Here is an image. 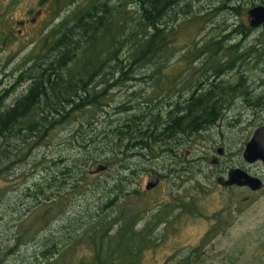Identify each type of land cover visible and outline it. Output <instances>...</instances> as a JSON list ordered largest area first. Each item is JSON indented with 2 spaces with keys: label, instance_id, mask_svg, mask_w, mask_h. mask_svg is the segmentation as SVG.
<instances>
[{
  "label": "rangeland",
  "instance_id": "obj_1",
  "mask_svg": "<svg viewBox=\"0 0 264 264\" xmlns=\"http://www.w3.org/2000/svg\"><path fill=\"white\" fill-rule=\"evenodd\" d=\"M223 3L241 4L242 14L222 6ZM74 4L56 15L47 0H0V95L4 97V105L11 104L26 91L31 82L26 69L33 66V59L39 53V39ZM126 4L136 15V4ZM251 4V0H180L164 17L165 21L170 20V26L173 25L174 38L162 52V57L156 58L155 62L134 64L130 56L132 48L127 45L120 54L123 58L121 65L113 60L110 67L103 68L102 71L105 73L107 70L108 73L103 74L105 78L96 88H104L105 81L113 82L121 75V69L126 70L123 76H127V79L118 81L107 90L109 105L104 106L103 111L95 109L94 117L98 116V123H93L95 129H85L89 135H96L98 140L93 147L89 146L92 153L107 156L111 164L105 163V157H101L102 161L89 160L84 164V177L80 176L77 168L73 172L77 174L73 176L59 174L61 164L52 161L57 154L67 156L71 165L76 156L81 158L85 154L83 147L76 142L82 139L83 134L77 135L76 139L72 137L77 124L71 118L53 129L47 147L34 148L27 161L9 167L5 178L0 177V264H43L45 260L40 252L45 239H48V246L53 241L60 242L58 245L61 246L67 243L73 247L71 250H67L69 246L62 247L63 256L57 264H89L93 260L92 246L84 239L76 242L89 224L85 222L82 225L81 222L90 221L91 213L103 215L106 211L101 217L109 221V218L122 214V209H136L133 211L136 230L149 224V239L141 246L140 258L134 264H184V261L187 264H264V188L252 190L218 185L216 176L213 178L214 174L210 173L215 170V165L209 158L216 146L224 144L230 154L222 158L221 166L241 163L240 150L259 122L255 119L258 113L264 119V105L250 104L247 96L239 90L225 108L223 116L210 127L194 133H179L168 141L170 143L162 146L163 150L155 145L154 155L148 149L138 153L136 148L128 149L127 155L119 153L118 157L125 159L129 169H123L113 153L102 149L112 136L109 121L115 123L134 112V108L128 107L130 104L139 103L152 110L160 106L164 115L171 107L166 104L167 101L183 100L189 94L188 75L192 80L197 76L204 77L191 69L203 62L208 54L194 59L185 57L192 44L202 46L212 38L223 39L226 44L239 42L241 48L238 51H246V58H238L235 68L227 70L223 77L234 80L236 72L243 68L246 83L252 91L249 96L262 91L264 24L248 28L246 10ZM39 8L41 12L31 20ZM174 15V20H171ZM222 56V61L228 60L227 54ZM232 56L238 57L237 54ZM158 61L162 66L157 64ZM31 70L32 73L36 71L34 68ZM212 78L213 75H210L209 80ZM203 81L205 84V79ZM6 88L9 89L7 93ZM87 115L88 112L85 113ZM0 141L4 147H10V144L18 142V138H13V141L1 138ZM166 146L171 149L165 150ZM114 150L118 151V147L114 146ZM205 153L208 157H200ZM43 154L47 159L45 168L32 159L41 158ZM98 162L105 163L107 168L89 173V169ZM251 166L253 170L258 169L255 164ZM152 170L162 175L155 187L145 189ZM122 174H128L126 187L131 192L135 189V194L120 198L106 210L105 189ZM35 181L45 186L46 196L41 195L38 204L32 198L23 196L27 185L32 186ZM246 196L250 198L245 200ZM44 197L49 199L44 200ZM51 200L54 203L49 205ZM178 200L191 208L184 211L175 207ZM29 208L30 211H27ZM45 208L51 209L47 224L40 216ZM122 219L124 221L125 217ZM119 221L118 226L123 224L122 220ZM13 224L17 226L13 227ZM22 228L28 230L25 238L22 237L21 246L2 259V252L14 243L10 238L17 236V230ZM35 231L38 233L33 238Z\"/></svg>",
  "mask_w": 264,
  "mask_h": 264
},
{
  "label": "trees",
  "instance_id": "obj_2",
  "mask_svg": "<svg viewBox=\"0 0 264 264\" xmlns=\"http://www.w3.org/2000/svg\"><path fill=\"white\" fill-rule=\"evenodd\" d=\"M47 1L50 2L56 15L69 5L75 4L39 39V53L33 59V66L26 69L27 77L31 80L26 91L7 105L2 103L4 97L0 95V139L13 141V138H18V142L10 144V147H4L3 142L0 141V177L3 178L8 173L7 169L13 164L27 161L32 156L34 148L47 147L53 129L71 118L77 124L71 133L72 137L76 139L77 135L83 134L82 139H77L76 142L78 146L83 147L85 154L81 158L76 156L72 165L68 163L67 156L57 154V158L52 161L54 164L58 162L61 164L59 174L63 177L73 176L77 174V172L73 174L77 168L80 170V176L84 177L82 169L84 164L89 160L102 161L101 157H105L103 160L105 163L111 164V159L107 156L92 153L89 146L93 147L98 140L96 135H89L88 130L85 129L86 127L95 129V124L98 123V116L94 117L95 109L103 111L104 106L109 105L107 90L118 81L127 79V76H123L126 70L121 69V75L113 82L105 81L104 88H96L108 73L107 70L105 73L102 70L110 67L113 60L121 65L123 58H120V54L127 45L132 48L130 56L134 64L155 62L156 58L162 57V52L168 48L174 38L171 28L173 25L170 26V20L165 21L164 17L180 0ZM127 2L136 4L138 7L135 10L136 15L128 9ZM251 3V5L264 3V0H251ZM222 6L231 7L237 13L243 12L241 4L223 3ZM177 12L178 10L175 11ZM175 16L171 17V20H174ZM248 28L252 27L248 26ZM239 48H241L239 42L226 44L220 38H212L202 46L196 47L192 44L184 54L185 57L194 59L204 53L208 54L203 62L192 66L191 69L204 77L197 76L192 80L188 75L187 82L191 86L189 94L183 100L167 101L166 104H170L171 107L164 115L160 106L152 110L145 109L139 103L130 104L128 107L134 108V112L122 120L118 119L115 123L113 120L109 121L112 125L110 128L112 136L102 149L113 153L121 162L120 166L123 169H129L125 159L122 156L118 157L119 153L127 155L128 149L136 148L138 150L135 151H139L138 153H141L142 149H148L154 155L155 145L159 146L161 151L163 145L170 143L168 141L179 133H194L210 127L223 116L225 108L239 90L247 96L250 104L264 105V89L256 95L249 96L250 89L243 68L236 72L237 77L234 80L223 77L227 70L235 68L238 58H246V51L239 52ZM223 54L228 55L227 61H222ZM231 54H237L238 57ZM157 64L162 66L159 61ZM32 68L36 69L34 73ZM210 75H213V78L209 80ZM8 91L9 89L6 88V93ZM135 92L136 90L133 91ZM86 112H88L87 117ZM114 146L118 147V151L114 150ZM168 149L170 150L171 147L166 146L165 150ZM32 159L37 160V163L45 168L44 162L47 159L44 154L41 158ZM30 174L33 175L32 172ZM127 179L128 174H122L105 189L107 201L104 209L107 210L120 198L135 194L133 193L135 189L131 192V189L126 187ZM41 195L46 196L45 186L38 181L33 182L32 186L27 185L23 192V196L32 198L37 204ZM46 199L49 198L44 197V200ZM0 200L2 201L1 198ZM53 203L51 200L48 204ZM135 210L122 209V214L109 218V221L101 217L107 211L103 215L91 213L90 221L81 222L82 225L85 222L89 224L83 230V235H78L76 242L84 239L92 246L93 260L89 264L138 262L141 246L147 241L150 231L149 224L140 230L134 228L136 220H133V211ZM27 211H30V208ZM50 212L51 209L45 208L40 215L45 219V224L49 222L47 216ZM156 216L160 217L159 214ZM119 220L123 221L120 226L117 225ZM27 230V228L17 230V236L13 235L10 238L14 243L7 251L2 252V259L13 254L21 246L22 237L25 238ZM38 231L34 232L33 238ZM43 243L44 247L40 252L45 260L43 264H57L63 256L62 247L69 246L67 243L61 246L58 245L60 242L53 241L48 246V239ZM69 247L67 250L73 249L72 246Z\"/></svg>",
  "mask_w": 264,
  "mask_h": 264
},
{
  "label": "water",
  "instance_id": "obj_3",
  "mask_svg": "<svg viewBox=\"0 0 264 264\" xmlns=\"http://www.w3.org/2000/svg\"><path fill=\"white\" fill-rule=\"evenodd\" d=\"M41 12L39 8L33 14L31 20H34L38 14ZM246 18L251 26H260L264 24V3H257L250 6L246 10ZM21 22V20H20ZM222 147H220L221 149ZM244 158L248 161H254L256 159H260L264 165V124H261L256 127L251 138L247 140L244 144ZM107 168V165L103 162H98L93 167L89 169L90 173H95L102 171ZM160 177L158 173L152 172L148 174L145 189H150L155 186ZM218 181L224 185H248L254 190H258L264 187V179L260 176L251 174L241 167H232L229 170L228 178L224 179V176L220 175L218 177Z\"/></svg>",
  "mask_w": 264,
  "mask_h": 264
},
{
  "label": "flooded vegetation",
  "instance_id": "obj_4",
  "mask_svg": "<svg viewBox=\"0 0 264 264\" xmlns=\"http://www.w3.org/2000/svg\"><path fill=\"white\" fill-rule=\"evenodd\" d=\"M24 21V20H22ZM251 26V25H250ZM252 91L250 90L249 93H251ZM255 93V92H254ZM259 115H257L255 117V119H259V122L257 125H255V127L252 129V132H251V135L247 138V140H249L254 132V130L256 129L257 126L261 125V124H264V119H262V116H261V113H258ZM245 140L244 143H243V146H242V149L240 150V153H241V163H233V164H228L226 166H221L222 164V158L223 157H227L229 154H230V151L228 150V148L224 145V144H220L218 146H216L215 148V151H213V153L210 155V161L213 165H215V170H212L210 173L211 174H214L213 175V178L214 176H216V182L218 185L222 186V187H226V188H233V187H247L249 189H252L250 186L248 185H239V184H232V185H224L222 183H220L218 181V177L220 175L224 176V179L228 178V175H229V170L232 168V167H241L243 169H245L246 171L250 172L251 174H254V175H257V176H260L264 179V165H263V162L262 160L260 159H256L254 161H248L244 158V144L245 142L247 141ZM220 147H222L220 149ZM200 157H208V153H205L203 155H201ZM200 161H201V158H200ZM255 164L256 165V168H258L257 170H253L252 169V166ZM222 167V168H221ZM261 168V170L259 171V169ZM200 169L202 170V167H200ZM153 172H156L158 173L157 171H153ZM158 175L161 177V174L158 173ZM159 182V181H158ZM157 185V184H156ZM155 185V186H156ZM153 186V187H155ZM151 187V188H153ZM150 188V189H151ZM264 188V187H262ZM261 189V188H260ZM254 190V189H252ZM259 190V189H258ZM182 196H179V198H181ZM250 197L249 196H246L244 199L245 200H248ZM175 207H178V208H182L184 209V211L189 207L191 208V206L187 203H185L184 201H180L178 200L177 202V205H175ZM188 211V210H187ZM216 229H218V227H216ZM215 230V229H214ZM213 231V230H212ZM184 263H187V261H184Z\"/></svg>",
  "mask_w": 264,
  "mask_h": 264
},
{
  "label": "bare ground",
  "instance_id": "obj_5",
  "mask_svg": "<svg viewBox=\"0 0 264 264\" xmlns=\"http://www.w3.org/2000/svg\"><path fill=\"white\" fill-rule=\"evenodd\" d=\"M254 27V26H253ZM100 172V171H99ZM96 174H98V173H96Z\"/></svg>",
  "mask_w": 264,
  "mask_h": 264
}]
</instances>
